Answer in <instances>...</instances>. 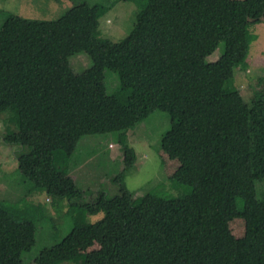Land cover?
Returning a JSON list of instances; mask_svg holds the SVG:
<instances>
[{"label":"trees","instance_id":"obj_1","mask_svg":"<svg viewBox=\"0 0 264 264\" xmlns=\"http://www.w3.org/2000/svg\"><path fill=\"white\" fill-rule=\"evenodd\" d=\"M116 1L75 2L57 19L7 11L0 25L1 139L20 148L15 171L28 182L25 196L37 200L26 207L0 201V264H23L42 221L55 219L57 207L42 205L40 191L102 214L101 246L77 253L74 264H264V192L257 190L264 182V77L243 94L235 82L236 70L247 69L264 0H125L139 11L128 34L112 41L102 37L100 19ZM201 42L206 49L196 63ZM221 43V55L209 60ZM83 52L99 70L135 75L137 88L94 105L85 76L70 64ZM26 101L43 130L22 128L18 105ZM156 111L170 118L165 134L180 132L189 149L168 175L173 187H185L181 194L129 189L128 165L106 191L79 186L70 167L83 136L119 132L124 139ZM238 217L246 222L243 237L231 228Z\"/></svg>","mask_w":264,"mask_h":264},{"label":"rangeland","instance_id":"obj_2","mask_svg":"<svg viewBox=\"0 0 264 264\" xmlns=\"http://www.w3.org/2000/svg\"><path fill=\"white\" fill-rule=\"evenodd\" d=\"M79 1L85 0H0V25L7 11L27 18L57 19L73 3ZM86 1L112 3V0ZM138 11L134 2L117 0L112 9L100 19L102 37L112 41L124 38L132 29ZM250 44L247 69L235 72V82L242 94L248 91L251 82L264 77V15L262 21L251 28ZM223 47L224 43H221L208 59L216 60L221 55ZM205 49V43L201 42L193 57L194 62H199ZM70 64L73 70L79 73L81 79L85 76V87L91 102L96 106L112 103L114 101L112 95L123 88H137L135 75H118L110 70H99L92 66L90 58L84 52L72 56ZM18 106L19 120L23 129L37 131L44 129V125L36 119L32 101L20 102ZM1 116L7 117L9 114L6 112ZM169 122L170 118L165 112L156 111L134 130H130L124 139L120 138L119 132L83 136L71 158V176L76 178L80 187L89 192L93 189L106 191L111 187L110 184L109 187L107 186V181L128 165L130 168L125 180L129 189L133 191L144 189L174 196L181 194L185 187H173L174 183L168 175L173 173L180 162L188 156L189 149L180 132L165 134L169 129ZM4 130L5 126L2 124L0 173H8L7 180L0 179V201L12 207H26L33 202L30 199L37 200L31 198V195L25 196L28 182H23L15 171L17 168L15 155L20 148L2 141ZM83 176L86 177L82 178ZM115 189L111 190L113 191L111 193H115ZM257 190L258 196H262L264 182H257ZM35 195L42 205L47 208L50 205L57 209L54 214L55 219H46L40 224L34 253L24 254L23 264H55V262L74 264L71 262L74 255L96 250L101 246L102 240L97 231V224L102 214L89 215L84 208L70 205L66 200H51L44 191ZM50 216L48 213L45 215V217ZM231 228L237 237H243L246 231L245 219L235 218L231 221ZM64 236L65 239L61 241Z\"/></svg>","mask_w":264,"mask_h":264}]
</instances>
